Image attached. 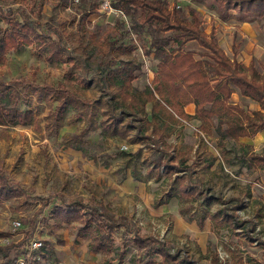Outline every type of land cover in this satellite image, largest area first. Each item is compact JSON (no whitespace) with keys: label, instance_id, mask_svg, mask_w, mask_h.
<instances>
[{"label":"rangeland","instance_id":"obj_1","mask_svg":"<svg viewBox=\"0 0 264 264\" xmlns=\"http://www.w3.org/2000/svg\"><path fill=\"white\" fill-rule=\"evenodd\" d=\"M38 1L0 0V7L9 12L23 6L34 18ZM211 1L165 0L169 9L178 11L182 21H191L189 9L194 8L199 13L201 27L206 33L213 28L217 43L230 58L235 57L244 66L253 60L261 71L264 17L256 16L252 22L245 23L230 11L231 15L223 21L210 8ZM88 6L87 1L43 0L40 19L59 28L67 49L81 57L82 63L66 57L59 61L48 59L38 48L28 46L10 51L5 63L0 64V79L5 82L22 78L39 85L60 84L92 102L90 110L68 106L57 117L54 96L36 101L29 89H20L18 108L32 110L38 126L0 127V165L6 175L31 196L60 193L66 201L85 199L115 216L126 217L142 234L154 236L171 253L177 252L179 260L212 264L216 257V264H264V244H261L264 243V166L247 167L237 157L252 150L264 153V141L259 143L251 137L226 139L220 147L214 127L207 134L199 128L197 119L169 123L171 133L166 142L175 150L189 152L191 160L186 165L193 162L190 181L201 191L194 192V199L181 195L182 183L177 178L185 177L186 172L173 169L165 173L163 166L154 168L152 160L158 152L127 128L129 117L124 116L121 123L113 125L109 119L110 101L99 91L95 79L96 74L102 75L106 69L131 62L138 67L132 85L139 90L149 86L158 61L150 45V29L145 26L139 35L129 32L131 17L126 16L125 21L115 13L99 14L95 10L88 14L79 34L77 23L84 11L89 12ZM0 25L7 27L2 21ZM105 41L114 42L118 49L102 57ZM182 49L197 54L205 52L196 42H188ZM200 58L207 60L205 56ZM206 69L213 74L211 67L206 65ZM111 92L116 95L115 89ZM234 95L250 114L259 107L237 92L230 97L232 104H236ZM146 111H151L150 103ZM78 112L83 115L78 116ZM91 113L92 129L78 140ZM108 124L111 129L105 130ZM39 205L26 202L20 191H15L6 201L0 200V247L22 240ZM52 211V208L45 210L33 233L42 243L35 252L39 259L33 264H132L136 249L130 247L117 263V239L103 240L110 244L109 248L96 252L91 236L94 231L81 220L62 222ZM224 213H235L237 221L242 222L232 228L224 223ZM215 214L218 218L212 219ZM25 244L10 250L9 260L21 257ZM4 254L0 250V260Z\"/></svg>","mask_w":264,"mask_h":264},{"label":"trees","instance_id":"obj_2","mask_svg":"<svg viewBox=\"0 0 264 264\" xmlns=\"http://www.w3.org/2000/svg\"><path fill=\"white\" fill-rule=\"evenodd\" d=\"M83 1L89 3V12L84 11L80 15L77 23L79 34L88 14L96 10L93 0ZM210 3V8L223 21L231 15L230 11H234L238 21L245 23L252 22L256 16L264 17V0H212ZM113 6L131 17L129 32L139 35L145 26L150 29V45L158 61L150 85L143 90L132 85L136 77L134 71L138 67L131 62H121L117 68H109L104 74L95 75L99 91L107 95L110 101L109 119L113 125H118L124 116L129 117L127 128L134 130L138 140L145 141V145L154 148L159 154L152 160L154 168L163 166L165 173H171L173 169L185 171V177L177 178V182L182 183L181 195L194 199V192L199 188L190 181L193 162L186 165L191 160L189 152L175 150L172 144L166 142L171 133L169 123L178 124L180 120L197 119L200 121L199 128L207 134L211 132V127L215 128L220 147L224 146L226 139L237 141L240 138L253 137L258 131L264 130V67L259 71L253 60L248 66H244L235 57L230 58L217 43L213 28L210 33H206L201 27L199 13L194 8L189 9L191 21L188 22L181 20L176 9H169L165 0H114ZM42 7L43 0H39L34 18L23 6L9 12L0 7V21L7 25H0V64L5 63L10 51L28 46L38 48L48 59L59 61L66 57L71 61L83 62L81 57L71 54L67 49L55 24L40 21ZM136 13H139L137 17L134 16ZM246 15L249 17L246 18ZM188 42H196L205 52L197 54L195 51H184L182 48ZM105 45L102 57H107L118 49L114 42L105 41ZM202 56L207 57V60L200 58ZM206 65L212 68V75L208 73ZM20 89H29L35 94L36 101L49 95L54 96L57 100L54 115L57 117L68 106L85 110H90L92 106V102L81 99L60 84L54 87L45 83L35 84L22 78L8 82L0 79V127L38 126L32 110L18 108L21 101ZM111 89H115V96ZM236 92L258 103L259 110L250 114L244 107L230 103L231 95ZM149 103L151 111L148 113L146 105ZM189 104L195 105L192 116L183 110ZM82 115V112H78V116ZM91 116L92 113L88 114V122L78 134V140L92 129ZM109 128L108 124L104 129ZM237 157L240 161H245L247 167L264 166V153L246 151ZM135 179L140 180L137 177ZM15 191H20L26 202L40 205L34 212L32 223L22 240L0 247L5 252L0 264L15 261L9 260L7 253L14 248H21L33 237L37 223L49 208L53 209V216L62 222L81 220L85 227L94 231L95 234L91 236L95 240L93 250L96 252L109 248L110 244L103 243V240L111 242L117 239V263L122 261V257L132 247L136 249L132 264H191L186 259L179 260L178 253H171L164 242L152 235L142 234L139 227L126 217L115 216L85 199L66 201L60 193L43 197L31 196L18 182L10 179L0 165V200H8ZM211 218L217 219L218 214ZM203 219H200L201 225ZM223 221L232 228L242 222L237 221L235 213H224ZM216 263L215 257L212 264Z\"/></svg>","mask_w":264,"mask_h":264},{"label":"built area","instance_id":"obj_3","mask_svg":"<svg viewBox=\"0 0 264 264\" xmlns=\"http://www.w3.org/2000/svg\"><path fill=\"white\" fill-rule=\"evenodd\" d=\"M83 0H73L75 3H79ZM96 5V11L99 14H112L115 13L116 16L121 17L122 19L126 20V15H124L123 11L119 8H115L113 6L114 0H93ZM15 225L19 226V222H15ZM42 246V243L37 238L32 237L28 242L25 244L24 254L17 258L14 262L10 264H33L35 259H39V255L35 256V252L38 251Z\"/></svg>","mask_w":264,"mask_h":264},{"label":"crops","instance_id":"obj_4","mask_svg":"<svg viewBox=\"0 0 264 264\" xmlns=\"http://www.w3.org/2000/svg\"><path fill=\"white\" fill-rule=\"evenodd\" d=\"M233 100H235V103L236 104H238V98H237V96L236 95H234L233 96V98H232ZM239 106H240V104H238ZM183 110H184V112L186 113V114H188V115H194V113H195V105L194 104H189V105H187V106H184V108H183ZM256 110H259V107L257 106V108H256ZM192 120H196V119H192ZM196 121H198V120H196ZM111 123V122H110ZM246 138H248V137H244V138H242V139H246ZM251 138H253V139H255V141L256 142H262V141H264V130H260V131H258L253 137H251ZM252 152H255V151H253L252 150ZM255 153H257V152H255Z\"/></svg>","mask_w":264,"mask_h":264}]
</instances>
